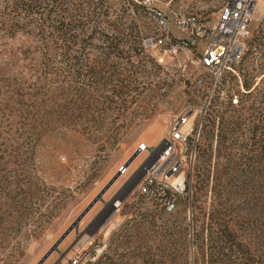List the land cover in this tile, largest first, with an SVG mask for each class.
<instances>
[{
	"label": "rangeland",
	"instance_id": "1",
	"mask_svg": "<svg viewBox=\"0 0 264 264\" xmlns=\"http://www.w3.org/2000/svg\"><path fill=\"white\" fill-rule=\"evenodd\" d=\"M226 1L153 0L166 34L135 0H0V264H36L110 180L41 264L75 252L80 264H209L219 256L196 224L211 212L264 262V119L253 157L243 123L220 144L221 129L248 114L233 95L246 105L264 98V0L247 54L215 87L195 46L177 44L186 35L173 20H209ZM113 29L126 35L114 39ZM245 79H256L250 93ZM183 111L199 127L191 196L169 213L141 200L108 214L124 180L118 167L137 169L138 145L161 141L168 117Z\"/></svg>",
	"mask_w": 264,
	"mask_h": 264
},
{
	"label": "built area",
	"instance_id": "2",
	"mask_svg": "<svg viewBox=\"0 0 264 264\" xmlns=\"http://www.w3.org/2000/svg\"><path fill=\"white\" fill-rule=\"evenodd\" d=\"M135 1L146 6L158 28L167 34L169 20L165 11L152 5L153 0ZM259 1L228 0L209 20L198 16L173 19L175 27L186 35L179 38L177 44L181 47L186 44L195 46L199 53V64L210 73L213 87L221 82L227 70L247 54L250 27L257 19ZM238 103L234 94L231 104ZM191 117L189 111L169 116L166 135L161 141L154 145H138L137 152L143 156L137 169L131 173L130 164L125 163L118 167L124 180L107 202L105 209L108 214L118 215L124 203L137 204L141 200H150L169 213L175 210L180 196H191L190 181L199 137V127L192 126ZM81 256L82 253L75 252L66 262L60 260L56 264H80Z\"/></svg>",
	"mask_w": 264,
	"mask_h": 264
},
{
	"label": "trees",
	"instance_id": "3",
	"mask_svg": "<svg viewBox=\"0 0 264 264\" xmlns=\"http://www.w3.org/2000/svg\"><path fill=\"white\" fill-rule=\"evenodd\" d=\"M86 3V6L93 5V8L96 7L94 4H100L103 3V0H84ZM129 3H131V0H129ZM90 5V6H91ZM97 14V12L92 10V13L88 14L89 18L94 17V15ZM98 15H100L98 13ZM95 24H102V22H93ZM83 25V24H81ZM126 29L123 31L115 30L113 29V33L115 36H113L114 39L123 37L126 35L125 33ZM139 33V32H138ZM122 34V35H119ZM112 38V37H110ZM264 72V71H263ZM254 74V78L257 76H260L261 73ZM259 74V75H257ZM262 78H260L261 81ZM256 79L253 80H244V88L245 90H251L252 87L256 88L255 82ZM251 91H249L250 93ZM250 96V94L248 95ZM249 100V103L242 104L240 101L238 103V106L241 109H244L248 114L244 117L241 115L237 116V118H241V122L238 121L237 125L232 126H225L221 129L220 134V144L225 143L227 140H229L228 133L236 134V130L238 128H241V123L247 125L248 130V136H246V142L244 144V149L249 153L248 157H253L256 152L259 150H262L263 146L259 143L257 140L256 132L258 130V123L255 121L257 120H263L264 119V98L260 97V99L250 100V98L246 99ZM233 106V105H232ZM223 123V121H221ZM235 124V123H234ZM244 131H241L242 133ZM240 135V134H239ZM233 139V138H232ZM231 139V140H232ZM243 154V153H242ZM242 155L241 157H243ZM230 162V157L228 158ZM222 190V189H221ZM216 216V215H215ZM223 218H215L214 212L209 213V216L205 217L203 220H201L198 224H196V238L199 239L202 243L206 246H208V249L210 251H213V254L218 255L216 259H211L209 264H264L261 260H257L254 256L249 255V247L247 243L249 242L244 238L241 239L240 235L238 234L237 230H233L232 227L229 224H222ZM226 231L229 239H226L224 243H222L223 234L222 232ZM227 236V235H226ZM212 256V252H210Z\"/></svg>",
	"mask_w": 264,
	"mask_h": 264
},
{
	"label": "water",
	"instance_id": "4",
	"mask_svg": "<svg viewBox=\"0 0 264 264\" xmlns=\"http://www.w3.org/2000/svg\"><path fill=\"white\" fill-rule=\"evenodd\" d=\"M135 156V155H134ZM113 180H110L108 184L100 191V193L88 204V206L80 213V215L75 219V221L63 232V234L56 240V242L52 245V247L42 256V258L36 263L41 264L44 259L54 250H57L59 243L65 238V236L73 229L76 230L77 225L81 218L86 214V212L96 203L99 199H101V194L112 184Z\"/></svg>",
	"mask_w": 264,
	"mask_h": 264
},
{
	"label": "bare ground",
	"instance_id": "5",
	"mask_svg": "<svg viewBox=\"0 0 264 264\" xmlns=\"http://www.w3.org/2000/svg\"><path fill=\"white\" fill-rule=\"evenodd\" d=\"M107 205H108V203H107Z\"/></svg>",
	"mask_w": 264,
	"mask_h": 264
}]
</instances>
